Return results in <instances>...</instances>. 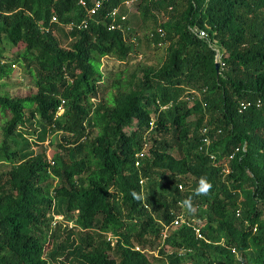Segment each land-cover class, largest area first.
I'll list each match as a JSON object with an SVG mask.
<instances>
[{
  "label": "trees",
  "instance_id": "obj_1",
  "mask_svg": "<svg viewBox=\"0 0 264 264\" xmlns=\"http://www.w3.org/2000/svg\"><path fill=\"white\" fill-rule=\"evenodd\" d=\"M93 1L0 0V82L18 65L36 90L0 93V264H264V0ZM134 1L164 58L101 88L103 58L138 55ZM32 119L64 155L30 151Z\"/></svg>",
  "mask_w": 264,
  "mask_h": 264
},
{
  "label": "rangeland",
  "instance_id": "obj_2",
  "mask_svg": "<svg viewBox=\"0 0 264 264\" xmlns=\"http://www.w3.org/2000/svg\"><path fill=\"white\" fill-rule=\"evenodd\" d=\"M137 2H132L128 5H124L123 8L127 12L128 20H129V27L134 31V37L129 36L130 39L134 40L137 56L133 55L131 56L129 63L122 64L118 63L112 59H106L103 58L102 65H101V72L104 76L103 78V85H101V88L108 84L110 78H112L115 74V72H118L119 70H126V74L129 75L132 72H136V75L142 74V70L146 67L151 68H157V66L162 62L164 58V47L165 45L155 46L154 44H151L150 42L146 41L144 36H146L147 32L144 28H138L139 23V15L137 12ZM161 13H158L157 17L158 19L161 18ZM55 38L58 40V43L61 47L67 48L71 42V39L67 38L68 32L64 30L61 26H59L58 29L55 30ZM219 48V47H218ZM220 49V48H219ZM17 48H12L10 45H6V52L5 54L11 56L14 55L17 52ZM112 76V77H111ZM1 88L0 93L7 94L10 97H17V98H23L27 96L28 94H33L36 92L35 88H33L32 79L22 68H20L18 65L13 67V71L10 74L9 77L2 80L0 82ZM196 94L197 90H195ZM187 92L183 93L182 99L186 100ZM1 122H0V128H1ZM48 129V128H47ZM25 133V138L28 139L30 143V151L33 152H44L47 159L50 160V158L54 154H60L64 155L65 152L61 151L59 146L66 145L64 141L62 140V134L61 132H47L44 135H42L40 131V125L38 124L36 119H32L30 122H27L25 124V127L21 129ZM38 136L42 138V140H39ZM0 140H1V130H0ZM39 140V141H38ZM38 142V143H37ZM36 143L38 145H36ZM2 169V168H1ZM263 207H261L262 209ZM72 220H74V215L70 217V219H63L59 222V224H62V228L65 227H72ZM62 222V223H61ZM165 253L171 252L170 247L164 246ZM148 251L149 256H153L157 253L155 250ZM153 254V255H152ZM159 255V253H157Z\"/></svg>",
  "mask_w": 264,
  "mask_h": 264
},
{
  "label": "built area",
  "instance_id": "obj_3",
  "mask_svg": "<svg viewBox=\"0 0 264 264\" xmlns=\"http://www.w3.org/2000/svg\"><path fill=\"white\" fill-rule=\"evenodd\" d=\"M104 1L105 0H94L92 7L87 10V15H89V16L95 15L103 7ZM80 4L83 5L84 4L83 1H80ZM128 4H130V3L129 2H125L124 3V5H128ZM117 15H118V10L117 9H113L108 16H110L111 18H115ZM124 19H125V16H122V20H124ZM52 20L54 22L56 21L55 18H53ZM85 22H86V20H83L78 26H76V28L82 27L85 24ZM74 27H75L74 25L69 24V25H66L65 26V29L67 31H71ZM114 27H115V25L114 24H111L110 28L113 29ZM158 32L160 33V31H158ZM199 36L204 37V36H206V33L204 31H200L199 32ZM214 50L216 52V55H215L216 62H218L219 65H220V49L217 46H215L214 47ZM63 105H64V102L62 101L61 104H60V106L58 107L57 115H62V113L64 112V106ZM249 106H250V103H244V102H242L240 104V109L241 110H245ZM161 108L162 109H166L165 106L164 107H161ZM205 131L206 130L204 129L203 132H205ZM203 141L205 143L209 144L208 138H204ZM235 151H239V149L236 148ZM143 156H144V152L142 151L141 153L137 154L136 157L137 158H142ZM232 157H233V154L229 156V159H231ZM138 165H139V161H136L135 162V166L137 167ZM54 219H56V220L59 221V220H63V217L62 216H55ZM183 222H184L183 216L182 215H179V216H177L175 218V220L173 221L172 225L175 226V227H177L178 225L183 224ZM193 230H194V233H195V235H196L197 238H202L203 237V235H202V233H201V231H200L199 228L194 227ZM113 239L114 238H112L111 236H108L107 237V240L108 241L113 242Z\"/></svg>",
  "mask_w": 264,
  "mask_h": 264
},
{
  "label": "clouds",
  "instance_id": "obj_4",
  "mask_svg": "<svg viewBox=\"0 0 264 264\" xmlns=\"http://www.w3.org/2000/svg\"><path fill=\"white\" fill-rule=\"evenodd\" d=\"M202 186L200 188L197 189L198 192H206L208 190V188L211 187L210 184H206L205 182H201Z\"/></svg>",
  "mask_w": 264,
  "mask_h": 264
},
{
  "label": "water",
  "instance_id": "obj_5",
  "mask_svg": "<svg viewBox=\"0 0 264 264\" xmlns=\"http://www.w3.org/2000/svg\"><path fill=\"white\" fill-rule=\"evenodd\" d=\"M215 71H216V76H218L220 73V65L218 62H215Z\"/></svg>",
  "mask_w": 264,
  "mask_h": 264
}]
</instances>
